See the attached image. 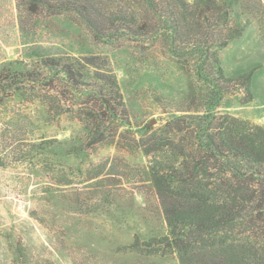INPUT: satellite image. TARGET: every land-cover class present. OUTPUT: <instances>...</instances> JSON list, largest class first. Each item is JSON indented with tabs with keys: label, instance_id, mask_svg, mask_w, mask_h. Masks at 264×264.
Segmentation results:
<instances>
[{
	"label": "rangeland",
	"instance_id": "1",
	"mask_svg": "<svg viewBox=\"0 0 264 264\" xmlns=\"http://www.w3.org/2000/svg\"><path fill=\"white\" fill-rule=\"evenodd\" d=\"M126 7H134L131 0ZM29 9L0 0V66L35 71L46 57L96 58L118 80L128 124L108 118L95 139L84 116L99 109L95 96L72 90L53 71L0 93V264H181L177 253L130 248L139 240L147 249L168 233L143 135L180 111H208L211 88L161 38L98 39L74 13ZM140 17L155 23L150 12ZM234 20L243 32L218 57L226 78L252 74V100L230 82L216 112L264 128V0H243ZM55 140L63 144L39 154L38 144Z\"/></svg>",
	"mask_w": 264,
	"mask_h": 264
},
{
	"label": "trees",
	"instance_id": "2",
	"mask_svg": "<svg viewBox=\"0 0 264 264\" xmlns=\"http://www.w3.org/2000/svg\"><path fill=\"white\" fill-rule=\"evenodd\" d=\"M21 1L32 13L40 7L52 14L74 13L98 39L161 38L168 53L212 90L208 111H180L158 132L145 128L143 136L149 137L141 148L168 233L150 239L147 249L139 240L130 248L177 253L181 264H264V128L216 112L230 82L252 100V74L230 80L218 57V49L243 32L234 20L243 0H131L133 8L126 7L128 0H115L116 7L108 9L94 0ZM144 11L154 15V24L140 17ZM39 63L35 71H18L16 62L1 65L0 93L15 92L20 82H39L43 71H53L72 90L95 96L99 109L84 113L95 139L102 140L101 123L108 118L128 124L118 80L96 58L56 55ZM200 95L193 92L194 99ZM52 143L63 144L42 141L39 154Z\"/></svg>",
	"mask_w": 264,
	"mask_h": 264
},
{
	"label": "water",
	"instance_id": "3",
	"mask_svg": "<svg viewBox=\"0 0 264 264\" xmlns=\"http://www.w3.org/2000/svg\"><path fill=\"white\" fill-rule=\"evenodd\" d=\"M155 124V121L153 120V121H151V123H150V125H154Z\"/></svg>",
	"mask_w": 264,
	"mask_h": 264
}]
</instances>
